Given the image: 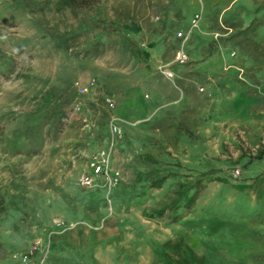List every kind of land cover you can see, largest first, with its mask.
Here are the masks:
<instances>
[{
	"label": "rangeland",
	"instance_id": "obj_1",
	"mask_svg": "<svg viewBox=\"0 0 264 264\" xmlns=\"http://www.w3.org/2000/svg\"><path fill=\"white\" fill-rule=\"evenodd\" d=\"M262 149L264 0H0V264H264Z\"/></svg>",
	"mask_w": 264,
	"mask_h": 264
},
{
	"label": "built area",
	"instance_id": "obj_2",
	"mask_svg": "<svg viewBox=\"0 0 264 264\" xmlns=\"http://www.w3.org/2000/svg\"><path fill=\"white\" fill-rule=\"evenodd\" d=\"M201 16L200 14H195L191 20V29H194L198 26V23L200 22ZM177 39L182 42V46L185 44V42L188 40L189 35H185L182 32L177 33ZM175 62L179 65H184L188 62V56L185 53L183 49L178 51L175 55ZM166 76L168 78H172V75L170 73H166ZM96 86L95 80L90 79L87 84L83 87H78V93L79 95H84L91 89H93ZM104 103L109 111H113L115 109V104L113 100L109 97H106L104 99ZM75 112L81 111V107L79 104L75 105L74 108ZM108 131L110 135L111 140V147L102 149L97 153V155L90 161L89 163V171L85 174H83L79 180V184L83 188H91L94 185V182L96 178H102L110 186H116L119 182V173L113 172L109 165V158L110 155L114 149V145L116 142L122 139V132L118 125V119L115 116H112L110 118L109 124H108ZM21 261L24 263L28 262V255L21 256Z\"/></svg>",
	"mask_w": 264,
	"mask_h": 264
},
{
	"label": "trees",
	"instance_id": "obj_3",
	"mask_svg": "<svg viewBox=\"0 0 264 264\" xmlns=\"http://www.w3.org/2000/svg\"><path fill=\"white\" fill-rule=\"evenodd\" d=\"M91 0H60V3L63 5H75V6H84L89 5ZM264 156V149L260 150L256 157H254V160H261ZM149 158V157H147ZM170 175L166 176H160L156 177L155 180L151 181L148 185L149 189H160L162 188L165 181L170 178ZM205 181H213L218 183L226 184L227 181L225 179L219 178V177H213L212 173H203L199 176L197 181L195 183H191L190 181H186L184 184H180V189H178L177 194L178 197L174 199L171 202V205L169 208H172L173 210L179 209L180 206H183L184 209L188 210L190 209L197 196V192L199 191V188L203 187V182ZM190 188L194 190L193 194L189 195ZM156 217H160L163 214V210H159L156 213H154ZM153 216V215H151Z\"/></svg>",
	"mask_w": 264,
	"mask_h": 264
}]
</instances>
